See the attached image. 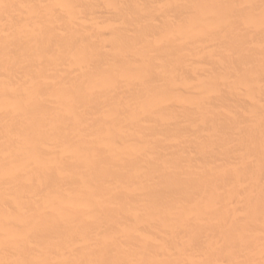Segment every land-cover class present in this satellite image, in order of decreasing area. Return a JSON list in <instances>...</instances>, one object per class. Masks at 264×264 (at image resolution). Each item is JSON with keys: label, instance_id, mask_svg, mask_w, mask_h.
<instances>
[{"label": "bare ground", "instance_id": "bare-ground-1", "mask_svg": "<svg viewBox=\"0 0 264 264\" xmlns=\"http://www.w3.org/2000/svg\"><path fill=\"white\" fill-rule=\"evenodd\" d=\"M0 264H264V0H0Z\"/></svg>", "mask_w": 264, "mask_h": 264}]
</instances>
